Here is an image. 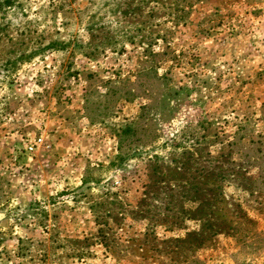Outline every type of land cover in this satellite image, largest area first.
Masks as SVG:
<instances>
[{"label":"rangeland","instance_id":"374dc122","mask_svg":"<svg viewBox=\"0 0 264 264\" xmlns=\"http://www.w3.org/2000/svg\"><path fill=\"white\" fill-rule=\"evenodd\" d=\"M0 264H264V0H0Z\"/></svg>","mask_w":264,"mask_h":264},{"label":"trees","instance_id":"16d2710c","mask_svg":"<svg viewBox=\"0 0 264 264\" xmlns=\"http://www.w3.org/2000/svg\"><path fill=\"white\" fill-rule=\"evenodd\" d=\"M130 133H132L130 130L125 131L126 135ZM125 157L126 156H124V158ZM121 159L122 157H120L118 160ZM189 160L192 161L191 156L189 157ZM214 160L215 159L212 158L208 159L209 162H213ZM180 177L182 176L177 172H168L165 174L161 172L160 166L158 164L154 166L150 171L149 182L146 186V190L143 193L144 198L141 201V205L142 203L144 204L146 198H148L149 195L153 196L155 192L161 190L162 187L167 185L170 181L179 183ZM220 178H222L221 175L216 174L215 172H210V174L207 173V176L202 178L203 183H200L201 186L205 185L207 188L205 189V192H210L212 197L199 201L196 209L189 214L192 216L191 218L194 221L199 223V231L187 234L183 240L178 239V242H181L182 244L191 242L190 246L192 249L198 250L200 248H206L207 245L205 244V241L210 240L212 237L223 235L236 238L238 235H242V232H240L236 221L229 218L228 213H231V210L227 212L226 209H228L231 205L227 204L225 206L224 204L225 200L222 197L221 186L219 184ZM194 179L195 177L193 176L191 180L185 181L184 183L185 187L187 188L182 190L180 193L182 197L181 199H184V201H189L190 199L195 198L199 193L200 189L197 188L199 184H194ZM245 180L249 179L245 178ZM175 186V184L171 185L170 189ZM248 187L254 188L253 183L249 181ZM170 189H168L169 193L172 192ZM178 213H183V211L180 209Z\"/></svg>","mask_w":264,"mask_h":264},{"label":"built area","instance_id":"2783aa9c","mask_svg":"<svg viewBox=\"0 0 264 264\" xmlns=\"http://www.w3.org/2000/svg\"><path fill=\"white\" fill-rule=\"evenodd\" d=\"M41 142H42V139H41V138H37L36 140H34V141L32 142V144H30V145L27 147V149H28L30 152H32V151L35 149V147H37V146H39V145L41 144Z\"/></svg>","mask_w":264,"mask_h":264}]
</instances>
